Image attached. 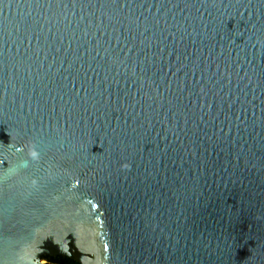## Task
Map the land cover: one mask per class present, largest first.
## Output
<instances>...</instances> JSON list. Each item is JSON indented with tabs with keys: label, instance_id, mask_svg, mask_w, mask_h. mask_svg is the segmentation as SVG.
<instances>
[{
	"label": "water",
	"instance_id": "1",
	"mask_svg": "<svg viewBox=\"0 0 264 264\" xmlns=\"http://www.w3.org/2000/svg\"><path fill=\"white\" fill-rule=\"evenodd\" d=\"M264 264V0H0V264Z\"/></svg>",
	"mask_w": 264,
	"mask_h": 264
},
{
	"label": "flooded vegetation",
	"instance_id": "2",
	"mask_svg": "<svg viewBox=\"0 0 264 264\" xmlns=\"http://www.w3.org/2000/svg\"><path fill=\"white\" fill-rule=\"evenodd\" d=\"M59 260L73 261L67 257H62V256H43V257H41V261L44 262L45 264H59L58 263ZM73 262H75V261H73Z\"/></svg>",
	"mask_w": 264,
	"mask_h": 264
},
{
	"label": "trees",
	"instance_id": "3",
	"mask_svg": "<svg viewBox=\"0 0 264 264\" xmlns=\"http://www.w3.org/2000/svg\"><path fill=\"white\" fill-rule=\"evenodd\" d=\"M59 264H78L76 262L70 261V260H59Z\"/></svg>",
	"mask_w": 264,
	"mask_h": 264
}]
</instances>
